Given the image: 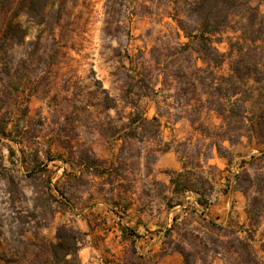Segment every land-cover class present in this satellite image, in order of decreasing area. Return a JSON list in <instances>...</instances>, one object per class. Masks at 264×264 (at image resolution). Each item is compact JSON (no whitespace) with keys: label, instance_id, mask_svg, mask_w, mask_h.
<instances>
[{"label":"rangeland","instance_id":"374dc122","mask_svg":"<svg viewBox=\"0 0 264 264\" xmlns=\"http://www.w3.org/2000/svg\"><path fill=\"white\" fill-rule=\"evenodd\" d=\"M18 1L0 0V136L14 131L6 149L15 153L23 135L33 158L4 166L0 141V264H52L50 245L61 226L75 229L83 248L85 236L63 212L78 188L90 189L91 172L104 181L122 176L124 187L144 181L162 209L166 188L157 177L165 152L185 157L196 173L187 175L190 183L211 204L230 188L243 204L242 220L230 225L188 208L166 233L168 249L184 264H264V145L243 138L207 165L196 156L207 144L195 131L203 119L194 127L188 119L206 116L198 99L208 96L186 79L164 82L177 69L178 44L188 41L166 14L171 0H46L44 16L35 18L14 15ZM10 23L18 28L6 35ZM187 55L184 65L193 71L199 56ZM253 55L264 59V46ZM135 71L154 77L150 88L137 83ZM221 73L227 76L228 64ZM205 77L209 83V71ZM170 172L163 173L176 178ZM127 264L146 263L130 252Z\"/></svg>","mask_w":264,"mask_h":264},{"label":"trees","instance_id":"16d2710c","mask_svg":"<svg viewBox=\"0 0 264 264\" xmlns=\"http://www.w3.org/2000/svg\"><path fill=\"white\" fill-rule=\"evenodd\" d=\"M171 2L173 6L166 5V9L170 8V12L166 14L173 17L179 29L178 34L182 33L188 41L178 44L180 52L176 58L177 69L175 73L165 74L164 82L167 83L169 76L172 77L171 82L186 79L184 84L194 86L193 92L197 91V87H202L203 93L208 96L204 101L198 99L199 108L206 112V116L203 118L199 115L197 119H188L192 127L199 122L197 120L203 119L195 131L201 133L207 144L205 151L198 150L196 156H200L207 165L214 158L215 152L218 156H223L224 152L229 151L227 144L231 147L240 143L243 138L256 140L264 145V59H256L253 55L257 49L264 46V14L260 10V4L264 3V0ZM12 4L10 1V7ZM17 6L14 15L23 12L35 18L44 16L47 1L42 3V0H19ZM16 28V25L10 23L6 35ZM223 44H226L227 51L220 50L219 47ZM185 54L199 56L193 71L184 65ZM199 61H202L205 67L198 66ZM225 64L229 67L227 76L221 73ZM208 71L210 80L206 83L205 74ZM135 72L141 80L137 83L150 88L154 77L149 78L143 72ZM143 121L148 123L147 120ZM191 141L192 139L189 140ZM184 159L185 157H180L183 164L181 172H170L176 175V178H171L174 191L194 192L198 195V204L208 207L211 199L204 198L200 188L190 183V177L187 175L194 176L196 173L184 163ZM196 167L202 170L204 165L199 163ZM209 168L212 166L209 165ZM182 178L185 181H181ZM202 183L200 182V186ZM81 245L80 235L75 229L59 227L57 242L50 245L52 264H81L78 256Z\"/></svg>","mask_w":264,"mask_h":264},{"label":"crops","instance_id":"0c3cea01","mask_svg":"<svg viewBox=\"0 0 264 264\" xmlns=\"http://www.w3.org/2000/svg\"><path fill=\"white\" fill-rule=\"evenodd\" d=\"M13 134L14 131L10 130L0 136L6 154L4 166L12 161L20 165L27 164L33 158L32 149L28 151L23 145V135L18 138L15 153L7 151V142L12 140L10 135ZM54 163L48 161L47 167H53ZM165 171H182L180 161L171 152L162 154V176L157 177L158 180L162 178L166 188L162 209L156 208L149 185L144 181H132L133 185L124 187L127 181L122 176H118L117 180L104 181V177L90 173V189L78 188L77 196L63 212L64 222L74 225L85 236V244L79 254L81 264H127L130 252H136L146 264H184L180 254L168 249L165 240L167 231L187 214L188 208L205 211L212 219L227 225L242 220L243 204L235 189L216 194L214 202L204 210L199 206L198 195L194 192L177 194L171 176L164 174ZM177 195L181 198L179 203L169 206V199ZM162 250L165 251L163 256Z\"/></svg>","mask_w":264,"mask_h":264}]
</instances>
